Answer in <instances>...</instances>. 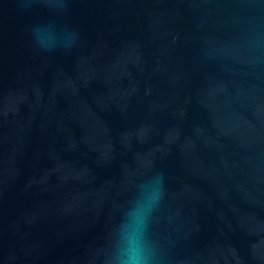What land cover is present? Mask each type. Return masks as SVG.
Instances as JSON below:
<instances>
[{
    "label": "water",
    "instance_id": "obj_1",
    "mask_svg": "<svg viewBox=\"0 0 264 264\" xmlns=\"http://www.w3.org/2000/svg\"><path fill=\"white\" fill-rule=\"evenodd\" d=\"M69 51L0 0V264H106L147 171L157 264H264V0H65Z\"/></svg>",
    "mask_w": 264,
    "mask_h": 264
},
{
    "label": "clouds",
    "instance_id": "obj_2",
    "mask_svg": "<svg viewBox=\"0 0 264 264\" xmlns=\"http://www.w3.org/2000/svg\"><path fill=\"white\" fill-rule=\"evenodd\" d=\"M24 13L35 15L27 31L33 45L52 53L69 51L79 40L78 30L65 23V0H20ZM135 193L122 208L113 230L111 255L106 264H157V254L149 239V225L165 196V176L147 171L135 184Z\"/></svg>",
    "mask_w": 264,
    "mask_h": 264
}]
</instances>
